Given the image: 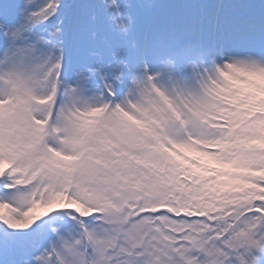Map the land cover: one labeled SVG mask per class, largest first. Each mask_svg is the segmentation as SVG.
Returning <instances> with one entry per match:
<instances>
[{"label":"snow or ice","instance_id":"obj_1","mask_svg":"<svg viewBox=\"0 0 264 264\" xmlns=\"http://www.w3.org/2000/svg\"><path fill=\"white\" fill-rule=\"evenodd\" d=\"M0 264H264V0H0Z\"/></svg>","mask_w":264,"mask_h":264}]
</instances>
